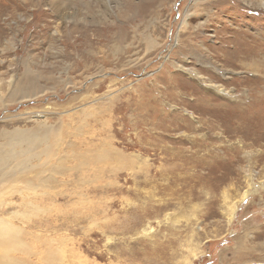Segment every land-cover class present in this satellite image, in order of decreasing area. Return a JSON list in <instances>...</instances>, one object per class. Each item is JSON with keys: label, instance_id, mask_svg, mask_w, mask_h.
Listing matches in <instances>:
<instances>
[{"label": "rangeland", "instance_id": "1", "mask_svg": "<svg viewBox=\"0 0 264 264\" xmlns=\"http://www.w3.org/2000/svg\"><path fill=\"white\" fill-rule=\"evenodd\" d=\"M0 96L2 264H264V0H0Z\"/></svg>", "mask_w": 264, "mask_h": 264}, {"label": "bare ground", "instance_id": "2", "mask_svg": "<svg viewBox=\"0 0 264 264\" xmlns=\"http://www.w3.org/2000/svg\"><path fill=\"white\" fill-rule=\"evenodd\" d=\"M190 16V15H189ZM118 38V37H117ZM173 45V44H172ZM260 66V65H259ZM32 79V78H31ZM30 79V80H31ZM25 80V79H24ZM22 81V80H21ZM20 81V82H21ZM30 82V81H29ZM16 83V82H15ZM26 83V82H25ZM33 83V82H32ZM20 85V84H19ZM215 86V85H214ZM216 86H218V85H216ZM13 87H16V85L15 86H13ZM27 87V86H26ZM25 88V87H24ZM23 88V89H24ZM13 89V88H12ZM20 90H21V88H20ZM25 90V95H28L27 93L29 92H27L26 91V89H24ZM31 90H32V88H31ZM33 90H35V89H33ZM22 91V90H21ZM38 91V90H37ZM34 92V91H33ZM17 94V93H16ZM37 95V94H36ZM34 96V95H33ZM24 97V96H23ZM30 97V96H29ZM32 98V97H31ZM34 98V97H33ZM22 99V98H21ZM0 101H4V98H3V96H0ZM33 131V130H32ZM49 130L47 129H45L43 132L41 131V132H39V130H37L36 132H34V135L36 136V137H38V138H40V141L38 142V141H36V142H38V143H40V144H42V143H46V145L44 146V148H43V152L45 153V155H46V157H47V160H45L46 162H44V163H42V162H40L41 160H42V158H44L43 157V155L41 156V154L40 155H37V153H38V151L36 150V149H33V147L31 148V149H29V146H28V149H26V152L27 153H25V151L22 149V148H19V146L21 147V145H19L20 143V140H18V145H17V147L19 148L18 150L21 152V154H20V156H17V154H16V156L15 157H19V158H21L23 155V157H25L26 159L25 160H23L22 162H21V165H25V168L23 167V168H20L17 164H15V166L12 168V169H10V170H6V169H4L3 170V174L1 175V177H0V179H2L1 180V183H3V182H6V181H10V182H16V181H18L20 178H22L23 180H24V182L26 183V184H28V185H30V186H33V187H37V186H42V184L44 183V182H47V178H48V176H46V172H51V174L52 173H58L59 171H57V168L58 167H61L62 165H64V164H62L61 163V161H60V164H58L57 166H56V164L54 165V164H52L49 160L51 159V158H53V157H55V155H56V151H55V146H56V144L58 143V141L57 140H54L53 142H51V136H53V135H51L52 133V131L49 133L48 132ZM38 134V135H37ZM40 134V135H39ZM54 134V133H53ZM28 135V134H27ZM27 135H25V136H27ZM55 135V134H54ZM18 137V136H17ZM30 139H31V137H29ZM54 138H56V137H54ZM11 139V138H10ZM21 139V138H20ZM51 139V140H50ZM17 141V140H16ZM31 141V140H30ZM9 144V143H8ZM12 144V143H11ZM21 144H23V142H21ZM27 145V144H26ZM76 145V144H75ZM7 146V145H6ZM11 146V145H10ZM23 146V145H22ZM34 146H36V145H34ZM71 146V145H70ZM8 147V146H7ZM7 147H6V149H7ZM15 147H16V145H15ZM36 148V147H35ZM57 148V147H56ZM16 149V148H15ZM38 149V148H37ZM77 149V148H76ZM12 150V149H11ZM6 151V150H5ZM93 151H96L97 152V150L96 149H94ZM58 152V151H57ZM12 154V153H11ZM34 154H36V156H34ZM30 155H32V156H34V157H32L31 156V158H30ZM28 157L30 158V159H28ZM111 155H110V153L109 152H106V153H104V154H102L101 156H98V155H95L94 156V160L96 161V162H102V161H107L108 159H111ZM4 158H6V157H4ZM9 158V157H8ZM11 158V157H10ZM35 158V160L36 159H38V160H40L39 162L40 163H37L36 162V164H34V163H32V164H30V161L32 160V159H34ZM13 160V159H12ZM20 161V160H19ZM5 162H7V161H5V159H2L1 157H0V168L2 167V166H6L5 165ZM16 162V161H15ZM8 163H9V161H8ZM84 163V162H83ZM87 163V162H86ZM85 164V163H84ZM4 168V167H3ZM7 168V167H6ZM11 168V167H10ZM7 169H9V168H7ZM34 172V171H36V174L34 175V176H32V177H30V176H28L27 174L29 173V172ZM30 174V173H29ZM51 178V177H50ZM52 179V178H51ZM49 180V179H48ZM19 181H22L21 179L19 180ZM18 181V182H19ZM0 183V184H1ZM24 183V184H25ZM17 185V184H16ZM16 187V186H15ZM43 187H44V185H43ZM31 188V187H30ZM11 189V188H10ZM2 190V189H1ZM5 190V189H4ZM30 191V190H29ZM4 192V191H3ZM2 194V193H1ZM33 196V195H32ZM35 196V195H34ZM25 197V196H24ZM26 198V197H25ZM26 202V201H25ZM1 206V205H0ZM2 216V215H1ZM18 233H19V230L18 229H16V228H14V226L12 225V224H10L9 222H7V221H5V219H4V217H0V250H2V251H5V253H8L9 252V250L12 248V244H9V243H6V242H4V238H7V237H10V239H11V241H12V243H18L19 242V237H18ZM1 251V252H2ZM4 261H2V260H0V264H2Z\"/></svg>", "mask_w": 264, "mask_h": 264}]
</instances>
